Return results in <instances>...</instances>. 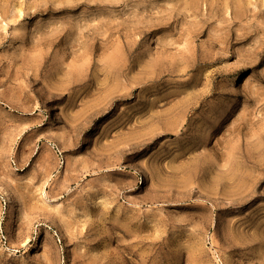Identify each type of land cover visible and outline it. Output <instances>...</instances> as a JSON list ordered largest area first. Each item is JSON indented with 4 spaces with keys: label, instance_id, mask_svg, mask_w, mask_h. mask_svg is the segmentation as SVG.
<instances>
[{
    "label": "rangeland",
    "instance_id": "obj_1",
    "mask_svg": "<svg viewBox=\"0 0 264 264\" xmlns=\"http://www.w3.org/2000/svg\"><path fill=\"white\" fill-rule=\"evenodd\" d=\"M1 186L0 264H264V0H0Z\"/></svg>",
    "mask_w": 264,
    "mask_h": 264
},
{
    "label": "bare ground",
    "instance_id": "obj_2",
    "mask_svg": "<svg viewBox=\"0 0 264 264\" xmlns=\"http://www.w3.org/2000/svg\"><path fill=\"white\" fill-rule=\"evenodd\" d=\"M0 188H1L2 190H4L5 194L8 195V189L6 190L5 188H3V186H1ZM9 196H10V194H9Z\"/></svg>",
    "mask_w": 264,
    "mask_h": 264
}]
</instances>
